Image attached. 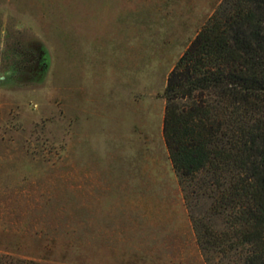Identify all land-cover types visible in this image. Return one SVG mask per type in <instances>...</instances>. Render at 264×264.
Listing matches in <instances>:
<instances>
[{"label": "rangeland", "instance_id": "374dc122", "mask_svg": "<svg viewBox=\"0 0 264 264\" xmlns=\"http://www.w3.org/2000/svg\"><path fill=\"white\" fill-rule=\"evenodd\" d=\"M221 1L0 0V254L209 264L165 145L164 91ZM182 199L193 231L162 236L146 215Z\"/></svg>", "mask_w": 264, "mask_h": 264}, {"label": "trees", "instance_id": "16d2710c", "mask_svg": "<svg viewBox=\"0 0 264 264\" xmlns=\"http://www.w3.org/2000/svg\"><path fill=\"white\" fill-rule=\"evenodd\" d=\"M164 97V138L203 255L264 264V0H222ZM0 264L48 263L0 254Z\"/></svg>", "mask_w": 264, "mask_h": 264}, {"label": "crops", "instance_id": "0c3cea01", "mask_svg": "<svg viewBox=\"0 0 264 264\" xmlns=\"http://www.w3.org/2000/svg\"><path fill=\"white\" fill-rule=\"evenodd\" d=\"M142 127H144V126H142ZM144 138L146 139L148 137L144 136ZM165 145H166V143H165ZM148 161H149L148 167L146 168L143 165V167H142L143 170L146 169V170H151L153 172V171H157V170L161 169V162H160L158 156H157L156 160L154 158H149ZM170 163L172 164L171 159H170ZM172 166H173V164H172ZM173 189H176V188H173ZM148 191H149V193L154 192L153 190H151V187H148ZM166 191H167V188H166ZM155 193L158 194L161 192L158 191V192H154V194ZM156 205H157V207L155 206V208L151 209L152 212L147 214L146 216L150 219V222L152 224H154L156 226L159 225L161 227L159 231H160L162 236L167 235L168 237H170L171 236L170 233H177V232H179L181 235H183V234H185V232H190V231L192 232L193 231L191 229L192 223L190 221L187 208L184 204V199H182L181 202L159 203ZM191 235H193V233ZM178 239H180V241L182 242V240H181L182 238H178ZM180 241L178 243H180ZM162 242L171 243V240L167 239V240H163ZM191 243H192L191 244L192 249L194 248L193 245L196 244V246H197L196 242H195V244H193V242L191 241ZM168 249H171V248L168 247ZM170 258H171V256L168 255V256H166L165 259L170 260Z\"/></svg>", "mask_w": 264, "mask_h": 264}]
</instances>
